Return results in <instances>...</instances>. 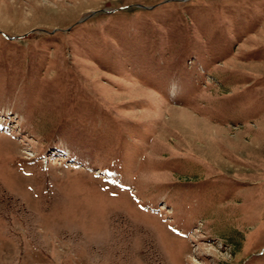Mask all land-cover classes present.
Masks as SVG:
<instances>
[{
    "label": "rangeland",
    "instance_id": "1",
    "mask_svg": "<svg viewBox=\"0 0 264 264\" xmlns=\"http://www.w3.org/2000/svg\"><path fill=\"white\" fill-rule=\"evenodd\" d=\"M0 264H264V0H0Z\"/></svg>",
    "mask_w": 264,
    "mask_h": 264
}]
</instances>
